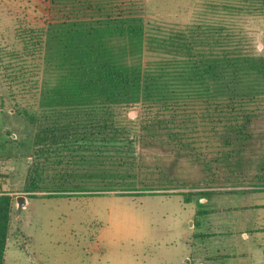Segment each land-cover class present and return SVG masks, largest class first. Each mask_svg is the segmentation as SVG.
Listing matches in <instances>:
<instances>
[{"label": "trees", "instance_id": "trees-1", "mask_svg": "<svg viewBox=\"0 0 264 264\" xmlns=\"http://www.w3.org/2000/svg\"><path fill=\"white\" fill-rule=\"evenodd\" d=\"M255 1L264 24V0ZM50 3L53 15L45 27L20 32L23 57L47 60L43 55L52 49L61 71L58 82L40 95V109L24 112L31 125L23 187L28 198L110 191L154 195L158 190L184 187L186 183L169 180L171 175L163 166L144 164L135 146L160 148L198 162L203 179L186 184L191 189L242 182L245 142L252 139L255 121L264 114V88L256 86L264 81L263 56L229 58L230 51H223L225 39L210 44L207 36L197 41L180 31L165 37L146 29L138 1ZM197 43L208 51L197 52L196 57ZM145 51L173 56L184 51L191 59L185 65L175 57L160 59L145 68L141 63ZM236 71L246 72L251 76L248 82L256 85L231 88ZM210 83L215 89H210ZM180 84L188 88L185 96L179 95ZM126 109H138L134 121L121 117ZM249 180L253 189L228 192L234 205L232 221L242 218L245 208L240 204L247 196L264 192V156ZM94 182L101 185L99 189L88 187ZM177 195L189 204L194 198L208 200L217 193L202 189ZM209 207L207 201L195 212V231L212 212ZM11 215L12 198L0 193V264H4ZM243 227L250 231L248 225ZM202 234L193 237L199 250L201 240L210 237Z\"/></svg>", "mask_w": 264, "mask_h": 264}, {"label": "rangeland", "instance_id": "rangeland-1", "mask_svg": "<svg viewBox=\"0 0 264 264\" xmlns=\"http://www.w3.org/2000/svg\"><path fill=\"white\" fill-rule=\"evenodd\" d=\"M131 1L140 3L143 12L139 18L146 29L165 37L180 31L186 37L192 34L197 41L207 36L210 44L225 39L223 47L227 48L223 51H230L229 58L264 57V24L255 0ZM51 11L50 0H0V193L12 198L4 264H263L264 258L258 255L264 252V236H254L252 239L257 242H248L240 248L247 252L249 260H207L224 255L220 251L219 256H213L211 246L231 250L229 230L234 205L228 192L253 189L248 181L256 175L264 156V114L255 121L252 139L245 142L244 178L238 185L191 189L186 184H199L203 179L198 162L160 148L135 146V154L143 156L144 164L163 166L171 175L169 180L186 183L184 187L158 190L159 194L154 195L137 192L119 195L110 191L99 195L28 198L23 187L31 125L24 112L33 114L40 109V95L58 82L61 71L52 49L43 55L47 60H42V56L39 60L23 57L20 32L45 27L53 15ZM211 27L213 30L209 31ZM204 51L208 50L197 43L193 55L197 57V52ZM217 51L222 55L221 49ZM9 53L16 55L10 57ZM172 57L184 65L191 59L184 51L179 56L145 51L141 63L146 68L150 62L173 60ZM22 68L24 72L20 71ZM245 73L229 74L236 78L231 88L256 85L248 82L251 76ZM19 74L23 75L12 80ZM27 81L30 82L25 84ZM256 86L264 88V81ZM178 89L179 95L185 96L188 88L180 84ZM210 89H215L214 84L210 83ZM138 112L126 109L121 117L134 121ZM89 185L93 190L101 186L97 182ZM202 189L215 191L217 195L208 200L194 198L189 204L177 195ZM249 197L240 204L245 208L242 212L245 216L253 205L264 200L250 201ZM207 201L212 212L201 229L195 231L199 235H213L212 239L201 240L202 259L193 255L198 242L193 239V228L198 220L195 212Z\"/></svg>", "mask_w": 264, "mask_h": 264}, {"label": "crops", "instance_id": "crops-1", "mask_svg": "<svg viewBox=\"0 0 264 264\" xmlns=\"http://www.w3.org/2000/svg\"><path fill=\"white\" fill-rule=\"evenodd\" d=\"M256 196V197H255ZM250 201L255 199H264V192L256 193L253 196L249 197ZM256 208L253 210L250 208V212L247 213V215H243L241 213L240 220L238 219L237 221H232V224L234 228H231L229 236V245L231 247L230 251H227L225 249H221L220 246H211V248L214 250L213 256H219L220 251L224 252V255L217 259H210L207 261H215L223 258H236L239 260H249L248 254L244 249H240L246 243L250 242H257V239H252L254 236H264V224H261L262 221H264V200H261L260 204H255ZM243 212V211H242ZM246 225L249 226L250 231H247L243 226L246 227ZM194 229V228H193ZM240 230V231H239ZM193 237L196 234L195 230H193ZM212 237H209V239L213 238V235H210ZM194 239V238H193ZM192 246L194 247V244L192 243ZM201 247V246H200ZM227 252H225V251ZM193 255L202 258V253L201 250L198 249V247H194L193 249ZM201 255V256H200ZM264 252H262V255H258V258L262 259L264 257ZM203 259V258H202ZM264 264V261H263Z\"/></svg>", "mask_w": 264, "mask_h": 264}]
</instances>
